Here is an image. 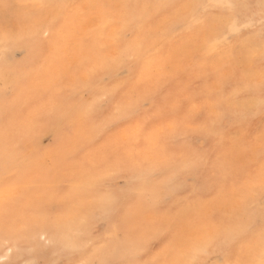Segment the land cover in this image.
<instances>
[{
    "label": "snow or ice",
    "instance_id": "snow-or-ice-1",
    "mask_svg": "<svg viewBox=\"0 0 264 264\" xmlns=\"http://www.w3.org/2000/svg\"><path fill=\"white\" fill-rule=\"evenodd\" d=\"M103 225L88 264H264V0H38L0 26V243Z\"/></svg>",
    "mask_w": 264,
    "mask_h": 264
},
{
    "label": "rangeland",
    "instance_id": "rangeland-1",
    "mask_svg": "<svg viewBox=\"0 0 264 264\" xmlns=\"http://www.w3.org/2000/svg\"><path fill=\"white\" fill-rule=\"evenodd\" d=\"M210 1L214 2V0H210ZM36 2H38V0H5L4 5L2 7H0V26L6 27V28H12V29L17 28L21 23L24 22L25 14L28 11H30V9L32 7V3H36ZM68 2H72V0H68ZM80 2L86 3V2H88V0H80ZM112 2H122V0H112ZM208 2H209V0H208ZM106 226L107 225H103V226L99 227V229L103 231V229ZM0 230H4V229H0ZM115 231H116L115 227L111 226V228L109 230L107 229L106 235H102L98 239L95 236L96 234L93 235V238L89 237V239L90 238H92V239H90V240L88 239V246L84 247V250H82L83 249L82 248V249L78 250V252L76 251L73 253V254H78V257H75L74 258L75 262L71 263V264H83V263L85 264L86 262L88 264V259H86V258L91 256L89 254H90V252H91V254L93 253V250H94L93 247H95V246H96L95 247V254H94L95 259H93L92 261H97V260L102 258L101 254L97 251V249L100 248V246L103 245L104 250L106 252L112 251V249L115 247L114 240H113V234L115 233ZM26 234H27V236H26ZM26 234H25L24 238L20 240L19 244H17L16 252H18V253L15 254V257L12 261L13 264H52L51 261L53 262V260H55V255L58 256V255H60V253H61V255H65L63 253L67 252L64 249L65 241L63 240V238L60 236H54L53 237L52 236L53 234L51 232L42 233V232H40V230L37 229V230H33V231L26 233ZM46 235H48V237ZM29 236H31V237H29ZM50 236H51V238H50ZM55 240H56V242H55ZM91 241H93V242H91ZM63 242H64V244H62ZM89 243H91V244H89ZM93 243H94V245H93ZM26 244H27V246H26ZM150 244H151V242H149L146 245V248L149 247ZM56 245H58V246L60 245V246L58 247ZM55 246L58 247V249L60 248L61 252L58 253L59 250L57 248H55ZM28 248H30V249H28ZM85 248H86V251H85ZM3 250H4V245L2 243H0V256L3 255V253H4ZM55 250L57 253H55ZM88 250H90V251L88 252ZM39 252H41V253H39ZM49 253H50L51 257L54 258L53 260L50 259L51 257L49 255ZM83 253L84 254L86 253V255L88 253V256L85 257L84 255H82ZM38 254H39V256H38ZM81 255H82V257H81ZM23 256H24V258H23ZM65 256H66V258L68 257L67 255H65ZM3 257L5 258V261H7V257H5V256H3ZM57 258H59V257H57ZM83 258H85V259L83 260ZM147 258L148 257H146L145 259H147ZM21 260H23V261L21 262ZM79 260L80 261L82 260V261L80 262ZM215 260H216V258H215ZM53 264H69V261H67V260L61 261L59 258V259H56V261H54Z\"/></svg>",
    "mask_w": 264,
    "mask_h": 264
},
{
    "label": "bare ground",
    "instance_id": "bare-ground-1",
    "mask_svg": "<svg viewBox=\"0 0 264 264\" xmlns=\"http://www.w3.org/2000/svg\"><path fill=\"white\" fill-rule=\"evenodd\" d=\"M209 2H212V1H210L209 0ZM111 228V226L110 225H107L104 229H103V231L102 230H100L99 228L97 229V231L95 232V236L97 237V239L100 237V236H102V235H106L107 234V229L109 230ZM35 233V232H34ZM36 234V233H35ZM29 235V234H28ZM52 235V234H51ZM26 236H27V234H26ZM47 237H48V235H46ZM53 236V235H52ZM29 237H31V236H29ZM46 237V238H47ZM54 237V236H53ZM92 238H93V236H91ZM41 238V237H40ZM50 238H51V236H50ZM92 238H90V239H92ZM45 239V238H44ZM89 239V238H88ZM89 239V240H90ZM95 239V238H94ZM93 239V240H94ZM53 240V239H52ZM57 240V239H56ZM56 240H55V242H56ZM38 241V240H37ZM48 241V240H47ZM62 241V240H61ZM60 241V242H61ZM91 242H93V241H91ZM95 243V242H94ZM94 243H93V245H94ZM19 244V243H18ZM28 244V243H27ZM27 244H26V246H27ZM62 244H64V242L62 243ZM89 244H91V243H89ZM61 245V244H60ZM59 245V246H60ZM25 246V247H26ZM56 246H58V245H56ZM55 246V248H57L58 249V247H56ZM96 247V246H95ZM95 247H93L94 248V250H93V253L91 254V252H90V254L89 255H91L90 257H88V258H86V259H88V262L89 261H92L93 259H95L94 258V254H95ZM9 248H11V251H9ZM16 248H17V244H15V245H9V246H4V253H3V255L2 256H5V257H7V261H13V259H14V257H15V254L16 253H18V252H16ZM90 248V247H89ZM28 249H30V248H28ZM54 249V248H53ZM56 249V250H57ZM82 249V248H81ZM91 249V248H90ZM56 250H55V253H57L56 252ZM59 250V251H58ZM57 251H58V253L59 252H61L60 250V248L58 249ZM82 250H84V248L82 249ZM54 251V250H53ZM85 251H86V248H85ZM90 250H88V252H89ZM92 251V250H91ZM50 252V251H49ZM78 252V251H77ZM82 252V251H81ZM39 253H41V252H39ZM74 252H65V253H63V254H65V255H67L68 257L66 258V256L65 255H61V253H60V255H58V256H56L55 255V260H53L54 258H52L51 257V255H50V253H49V255H50V259L51 260H53V262L51 261V263L53 264L54 263V261H56V259H59L60 258V260L61 261H64V260H67V261H69V264H71V263H74L75 261H74V258L75 257H78V254H73ZM33 255V254H32ZM82 255H84L85 257H87L88 256V253H87V255H86V253L84 254H82ZM82 255H81V257H82ZM25 256V255H24ZM24 256H23V258H24ZM38 256H39V254H38ZM57 257H59V258H57ZM19 259V258H18ZM26 259V258H25ZM78 259V258H77ZM85 258H83V260H84ZM90 259V260H89ZM20 261V260H19ZM23 260H21V262H22ZM80 261V260H79ZM82 261V260H81ZM80 261V262H81ZM18 262V261H17ZM16 262V263H17ZM15 263V262H14ZM24 263V262H23ZM60 263V262H59ZM62 263V262H61ZM65 263V262H64ZM84 264V263H83ZM85 264H87V262L85 263ZM213 264H215V258H214V260H213Z\"/></svg>",
    "mask_w": 264,
    "mask_h": 264
}]
</instances>
